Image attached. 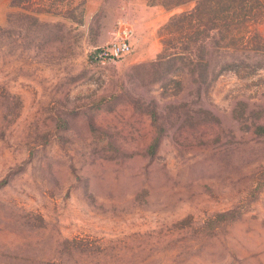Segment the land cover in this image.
<instances>
[{
  "label": "rangeland",
  "instance_id": "1",
  "mask_svg": "<svg viewBox=\"0 0 264 264\" xmlns=\"http://www.w3.org/2000/svg\"><path fill=\"white\" fill-rule=\"evenodd\" d=\"M146 2L0 0V264H264V57L195 85Z\"/></svg>",
  "mask_w": 264,
  "mask_h": 264
},
{
  "label": "trees",
  "instance_id": "2",
  "mask_svg": "<svg viewBox=\"0 0 264 264\" xmlns=\"http://www.w3.org/2000/svg\"><path fill=\"white\" fill-rule=\"evenodd\" d=\"M31 1L15 0L23 5ZM146 3L149 6H162L169 11L194 4L192 10L173 16L163 28V32L179 36L176 39L181 44L179 50L166 54L165 48L153 65H164L169 70L173 65L180 64L184 77L191 78L195 85L208 84L216 69L220 74L226 70L239 72L238 66L241 64L254 69L259 67L252 59L264 57V36L251 31L248 34L247 31L253 25L264 22V0H147ZM173 42L164 41L163 44L166 46L168 43L176 48ZM223 45V51H228L231 56L230 60L219 63L213 51H221ZM235 54H240L239 65L235 63ZM215 61L217 66L213 65ZM180 83L182 81H177V84ZM258 128L259 133H264V126ZM160 141L161 138L156 137L151 148Z\"/></svg>",
  "mask_w": 264,
  "mask_h": 264
},
{
  "label": "built area",
  "instance_id": "3",
  "mask_svg": "<svg viewBox=\"0 0 264 264\" xmlns=\"http://www.w3.org/2000/svg\"><path fill=\"white\" fill-rule=\"evenodd\" d=\"M133 37V29L122 21H118L109 42L91 53L90 65L105 66L118 63L133 52Z\"/></svg>",
  "mask_w": 264,
  "mask_h": 264
}]
</instances>
